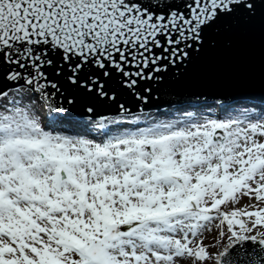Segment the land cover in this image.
<instances>
[{
  "label": "snow or ice",
  "instance_id": "1",
  "mask_svg": "<svg viewBox=\"0 0 264 264\" xmlns=\"http://www.w3.org/2000/svg\"><path fill=\"white\" fill-rule=\"evenodd\" d=\"M209 261L264 264V0H0V264Z\"/></svg>",
  "mask_w": 264,
  "mask_h": 264
},
{
  "label": "rangeland",
  "instance_id": "2",
  "mask_svg": "<svg viewBox=\"0 0 264 264\" xmlns=\"http://www.w3.org/2000/svg\"><path fill=\"white\" fill-rule=\"evenodd\" d=\"M184 110H187V109H184ZM145 111H148V110H145ZM109 115V114H108ZM244 201L242 200L241 201V203H243ZM215 234V229H213V235ZM206 243H208L209 245H211L212 244V241L209 239V240H206L205 241ZM212 250H214V249H212ZM207 264H214V261H209V262H207Z\"/></svg>",
  "mask_w": 264,
  "mask_h": 264
},
{
  "label": "water",
  "instance_id": "3",
  "mask_svg": "<svg viewBox=\"0 0 264 264\" xmlns=\"http://www.w3.org/2000/svg\"><path fill=\"white\" fill-rule=\"evenodd\" d=\"M132 110L135 111V109H132ZM145 110H148V109L145 108ZM99 114H100V115H108L109 113H105V112L101 111Z\"/></svg>",
  "mask_w": 264,
  "mask_h": 264
},
{
  "label": "bare ground",
  "instance_id": "4",
  "mask_svg": "<svg viewBox=\"0 0 264 264\" xmlns=\"http://www.w3.org/2000/svg\"><path fill=\"white\" fill-rule=\"evenodd\" d=\"M241 107H243L244 105H240ZM186 111H191V109H187ZM169 118H172V117H169ZM83 134V133H81Z\"/></svg>",
  "mask_w": 264,
  "mask_h": 264
}]
</instances>
